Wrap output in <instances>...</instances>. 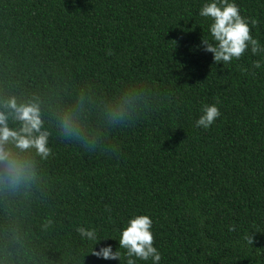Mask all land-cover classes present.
I'll return each instance as SVG.
<instances>
[{
	"label": "trees",
	"instance_id": "trees-1",
	"mask_svg": "<svg viewBox=\"0 0 264 264\" xmlns=\"http://www.w3.org/2000/svg\"><path fill=\"white\" fill-rule=\"evenodd\" d=\"M203 2L0 0V111L37 105L52 150L7 146L24 178L0 162V264H120L91 250L115 252L133 214L152 219L160 264H264V68L214 62ZM235 2L264 43V0Z\"/></svg>",
	"mask_w": 264,
	"mask_h": 264
},
{
	"label": "clouds",
	"instance_id": "clouds-1",
	"mask_svg": "<svg viewBox=\"0 0 264 264\" xmlns=\"http://www.w3.org/2000/svg\"><path fill=\"white\" fill-rule=\"evenodd\" d=\"M198 16L207 22L208 38L202 36L201 45L205 52L211 53L218 65H229L238 61L242 56L251 55L259 57L252 67L260 70L264 68V43L250 34L251 28L259 23L255 18L241 15L240 8L235 0H204L198 10ZM3 106L8 112L0 111V162H5L9 183L15 185L24 178V168L13 158L8 145L24 151L34 149L36 154L47 158L51 154L48 147V132L43 130L40 112L35 104H18L15 98H10ZM20 122L19 128H10L9 116ZM221 113L215 103L203 105L199 118L195 121L196 128L208 130L220 117ZM123 113L117 112L114 118H122ZM64 132L74 135L76 129L68 117L63 121ZM153 221L145 214H133L119 230L118 249L113 252L111 246L103 247L98 252L91 250V254L99 259L121 260L124 264H138V262H151L160 264L162 254L154 247L152 231ZM230 227L229 231H234ZM77 232L82 238L98 244L101 237L95 228L80 226ZM248 245H253L251 234L245 235Z\"/></svg>",
	"mask_w": 264,
	"mask_h": 264
},
{
	"label": "bare ground",
	"instance_id": "bare-ground-1",
	"mask_svg": "<svg viewBox=\"0 0 264 264\" xmlns=\"http://www.w3.org/2000/svg\"><path fill=\"white\" fill-rule=\"evenodd\" d=\"M56 24V23H55Z\"/></svg>",
	"mask_w": 264,
	"mask_h": 264
}]
</instances>
